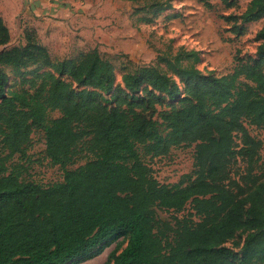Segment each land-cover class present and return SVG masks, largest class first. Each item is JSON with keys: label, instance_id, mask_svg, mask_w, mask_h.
<instances>
[{"label": "trees", "instance_id": "trees-1", "mask_svg": "<svg viewBox=\"0 0 264 264\" xmlns=\"http://www.w3.org/2000/svg\"><path fill=\"white\" fill-rule=\"evenodd\" d=\"M152 1L154 14L171 7ZM237 1L221 0L225 8ZM222 19L236 35L263 20L255 56L237 52L231 73H202L199 54L180 48L158 56L164 68L127 71L118 84L97 49L54 61L28 27L9 46L0 15V264H82L114 243L103 264H264V192L247 193L230 177L260 148L246 125L264 128V0ZM37 131L60 183L9 171ZM184 146H194L191 174L160 183L144 157ZM187 205L192 212L173 223L157 217Z\"/></svg>", "mask_w": 264, "mask_h": 264}, {"label": "rangeland", "instance_id": "rangeland-1", "mask_svg": "<svg viewBox=\"0 0 264 264\" xmlns=\"http://www.w3.org/2000/svg\"><path fill=\"white\" fill-rule=\"evenodd\" d=\"M61 1L62 15L52 17L55 22L44 21L39 34L35 31L40 43L47 47L54 61L74 58L81 52L97 49L104 59L114 65L118 84L127 71L157 65L164 68L158 63V56L174 55L180 48L199 54L196 68L202 73L216 76L229 74L237 52L242 57L255 56L259 46L255 38L263 23L260 20L246 24L243 34L236 35L232 26L222 19V16L240 15L249 0H238L232 8H225L221 0H208L211 9L200 0H157L160 4L169 3L171 6L169 10L157 14L148 9L152 0ZM137 10L141 11L137 13ZM21 41L12 39L9 46ZM10 78L13 79L12 76ZM58 116L57 112L50 115L51 118ZM153 118L157 120L156 115ZM246 127L249 135L260 142V148L251 163L239 158L231 166L230 177L240 182L247 193L260 189L264 192V128L248 124ZM166 133L163 132V135ZM44 150L43 134L37 131L31 137L27 158L22 160L14 156L8 163L9 171L16 169L21 179L45 187L60 183L63 171L49 163ZM144 161L160 183L176 186L193 170L194 146L172 148L165 157L151 159L147 156ZM85 162L84 158L78 159L69 169H76ZM191 212V205H187L180 213L157 210V217L173 223L175 218L182 219ZM115 247L116 243L104 249L98 257L82 264H103Z\"/></svg>", "mask_w": 264, "mask_h": 264}, {"label": "crops", "instance_id": "crops-1", "mask_svg": "<svg viewBox=\"0 0 264 264\" xmlns=\"http://www.w3.org/2000/svg\"><path fill=\"white\" fill-rule=\"evenodd\" d=\"M61 0H0V15L7 25L11 40H22L23 30L33 28L38 34L43 23L55 22L62 15Z\"/></svg>", "mask_w": 264, "mask_h": 264}]
</instances>
